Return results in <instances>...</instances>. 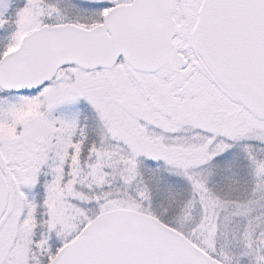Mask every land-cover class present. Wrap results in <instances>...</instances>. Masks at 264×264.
Here are the masks:
<instances>
[{
  "label": "snow or ice",
  "instance_id": "6c2138e0",
  "mask_svg": "<svg viewBox=\"0 0 264 264\" xmlns=\"http://www.w3.org/2000/svg\"><path fill=\"white\" fill-rule=\"evenodd\" d=\"M0 264H264V0H0Z\"/></svg>",
  "mask_w": 264,
  "mask_h": 264
}]
</instances>
